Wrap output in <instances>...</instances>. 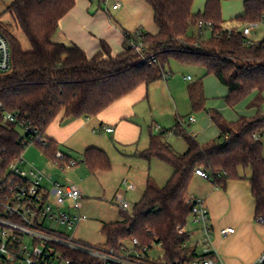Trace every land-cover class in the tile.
<instances>
[{
	"label": "trees",
	"instance_id": "trees-1",
	"mask_svg": "<svg viewBox=\"0 0 264 264\" xmlns=\"http://www.w3.org/2000/svg\"><path fill=\"white\" fill-rule=\"evenodd\" d=\"M76 1L16 0L6 11H0V17L11 14L32 48L25 51L19 39L0 21L12 51L11 70L0 72V170L22 153L31 138L29 134L22 135L19 122H10L7 114L16 115L19 121L26 120L46 136L49 126L59 117L64 120L97 116L141 85L149 86L163 78L166 67L175 60L215 75L228 87L226 101L231 107L256 93L249 107L258 113L231 122L219 111L210 110L212 122L221 133L205 144L181 123L158 134L151 133L149 147L138 152L139 156L147 160L157 158L170 165L173 173L164 186L149 178L132 212L122 210L120 221L102 227L107 245L118 247L136 237L143 244L162 243L170 260L180 257L187 237L179 235L177 227L189 221L192 204L187 194L198 168L221 188L233 179H249L256 217H264V38L248 46L240 30L230 32L222 16L221 0H207L203 12L196 14L192 12L195 0H147L159 29L156 35L144 32L149 41L147 53L154 54L158 61L141 62L140 55L128 46V40L118 54L102 42L101 50L90 57L77 45L53 41L60 20ZM243 2L244 12L236 18L241 26L264 21V0ZM200 19L214 23L209 39H201L200 34L189 35ZM196 39L201 41L194 46ZM188 94L194 111L205 109L202 78L189 85ZM171 131L186 141V152L177 153L165 140ZM46 138L45 151L52 155L56 145ZM83 162L92 172L111 168L107 153L98 147L87 148Z\"/></svg>",
	"mask_w": 264,
	"mask_h": 264
},
{
	"label": "built area",
	"instance_id": "built-area-1",
	"mask_svg": "<svg viewBox=\"0 0 264 264\" xmlns=\"http://www.w3.org/2000/svg\"><path fill=\"white\" fill-rule=\"evenodd\" d=\"M119 7L120 3L114 5L115 9ZM262 22L250 21L242 25L240 31L246 45L252 46L262 40L258 38ZM213 26L212 21L204 19L196 23L199 33ZM127 40L128 46L140 55L141 62L158 61L154 54L147 53L149 41L145 40L142 30L131 33ZM193 45L196 46L197 42ZM11 68L10 43L0 29V72H8ZM6 119L19 122L22 135L29 134L31 138L27 139L22 153L0 170V264H217L210 212L201 197L187 198L192 204L189 221L185 226L177 227L178 234L187 239L182 244L183 254L174 260L166 257L163 244L158 242L143 244L134 237L118 247L91 245L67 234L88 219L83 212V191L77 185L54 181L52 175L47 177L34 166L25 168L23 152L26 146L34 142L45 151L48 139L26 120L19 121L14 114H7ZM189 121L195 122L196 118L191 116ZM102 129L114 131L111 127ZM49 156L64 170L79 164L58 149ZM196 174L209 179L203 169H196ZM46 178L51 186L45 183ZM124 185L129 190L135 189V184L126 180ZM116 202L123 211L131 207L122 193L116 195ZM258 221L264 223V217H258ZM190 222L197 224L198 228L191 229ZM234 232V227L221 230L223 236ZM253 264H264V251Z\"/></svg>",
	"mask_w": 264,
	"mask_h": 264
},
{
	"label": "crops",
	"instance_id": "crops-1",
	"mask_svg": "<svg viewBox=\"0 0 264 264\" xmlns=\"http://www.w3.org/2000/svg\"><path fill=\"white\" fill-rule=\"evenodd\" d=\"M206 2L207 0H205V4ZM116 3H120V7L117 9L114 8ZM199 12L203 11L199 10ZM241 27L236 29L240 30ZM139 29L152 35H156L159 31L154 19V10L147 0H77L76 5L60 20L58 30L53 36V41L57 43H64L68 46L77 45L90 57L94 56L101 50L102 42H106L110 46L112 52L114 54H118L124 50L127 35ZM195 33V29L192 28L189 30V35H193ZM200 38L202 39L201 34ZM172 73L173 71L171 67H169V69L166 68L163 78L166 77L167 80V77H169ZM186 78L187 77L184 76V80L188 81ZM161 79L153 82L149 86L145 84L141 85L134 92L117 100L97 116L88 118H69L64 120L59 117L49 126L46 131V136L53 140L56 145V149L65 152L69 156H73L75 152H78L84 157V153L89 147H98L106 153L107 151L109 152L110 144L108 142V136H111L113 141L121 146L127 147L137 145L143 137L144 130L139 124L140 115L137 113L136 106L145 99L152 102V87L156 84H158L159 87ZM205 82V90L207 96L209 97V87L222 91V93L225 90V87L221 85L222 83L220 81L217 82L213 78L207 76ZM162 91L165 96L168 95L167 97H169V100L171 96H173V98L175 96L173 92L171 93L170 89L169 93L167 92L165 85L162 86ZM228 93L229 89L227 90V93L225 90V98ZM255 95L256 93H253L244 99L245 101L247 100L244 105H239V102L234 107H231L232 110L227 109L228 104L226 103V100L216 101L214 105L217 109H215L231 122L237 121L241 116L253 117L257 114L256 109L254 110L250 108L249 103ZM174 101L177 107V113L175 115V121L169 129L174 127L177 123H181L183 125L187 123L189 126L194 125L192 132H189L193 134L202 144H205L220 135L221 130L212 122L209 113L206 112L203 114L202 123L200 124H197V118L195 122H190L189 119L191 116L187 119L183 118L179 113V106L175 98ZM188 101L189 111L187 113L190 115L191 104L189 96ZM89 123L93 126V132L102 133L104 138L91 135L88 130H85L84 127ZM103 127L114 128V131L106 132L102 129ZM154 127L155 131H158L159 133L161 130H165L159 124H156ZM151 133H153L152 130L149 131V144ZM172 134L180 137L171 131L166 134L165 140L174 148L171 142ZM151 160L154 161L159 159L152 158ZM246 174L247 176H250L249 172ZM125 180L129 182V180ZM124 181L122 185H124ZM124 186L127 188L126 185ZM118 193H122L125 197L123 190L119 189L116 195ZM189 197L203 198L209 209L210 218L212 220L214 219L215 222L220 220V215L225 210H232L237 213L236 224L238 229L235 228L234 233L223 236L221 234V229L219 230L220 235L223 238L222 241L224 242L228 240L235 241L238 239L242 230L241 226H243L245 222L250 224L261 223L264 225V223L259 222L256 217V202L252 194L251 183L247 178L230 180L228 181L226 188H221L216 186L211 180L195 175L191 181L187 194V198ZM254 220H256V222ZM212 227L213 233H215L216 230L213 225ZM227 227L232 226L226 225L224 228ZM263 251L264 241L247 255L242 254L239 248L224 249L222 254L227 259L228 264H253Z\"/></svg>",
	"mask_w": 264,
	"mask_h": 264
},
{
	"label": "rangeland",
	"instance_id": "rangeland-1",
	"mask_svg": "<svg viewBox=\"0 0 264 264\" xmlns=\"http://www.w3.org/2000/svg\"><path fill=\"white\" fill-rule=\"evenodd\" d=\"M16 0H0V11L4 12L8 7ZM205 0H195L193 3V13L196 14L199 10L203 11ZM242 0H222V16L225 21V26L229 29L240 28L241 25L236 18L243 13ZM1 23L11 31L21 42L25 51H31V44L25 35V33L17 26L10 13H5L0 17ZM192 29V28H191ZM196 31L195 37H199V29L196 25L193 27ZM192 32V31H191ZM259 39L264 37V21L262 22L260 29ZM202 39H209L212 36V29L206 28L201 33ZM200 42V39H196L195 42ZM180 64V65H179ZM171 67L173 73L167 77L161 79V83L152 87V102L148 99L141 101L137 106V113L140 115L139 124L143 127V137L137 145L121 146L113 141L111 136H108V142L110 144L109 152L107 155L111 161L110 170L102 171L97 170L93 173L83 162V155L75 152L72 158L79 162L78 166L74 168L62 169L60 166L53 163L50 156L39 146L37 143H30L26 146L23 152V158L26 164L25 168L34 166L38 170L42 171L47 177L53 176V180L62 184H74L77 185L84 192V206L83 212L88 215V219L76 225L73 229L67 231L70 236L75 237L78 240L84 241L91 245H106L107 236L102 232V227L105 224L115 223L122 219L120 212L122 211L116 202L117 191L123 190L126 200L130 203L131 207L128 212H132L135 204L141 199L142 193L145 189L148 179H152L159 186H164L172 174V167L161 160L148 161L145 158L139 156L138 152L142 151L149 145V131L152 130L154 134H158L155 131V125L159 124L164 129H169L174 121L177 113V107L174 98L177 100L179 106V113L185 119L189 116L197 118V124L202 123V117L204 113H209L210 110H214L216 101H224L225 90L227 93L228 88L225 87L224 92L210 88L209 96H207L205 90V79L208 77L219 81L213 74H207L206 70L202 67L184 65L178 61L172 60L166 67ZM184 76L191 77L190 80L185 81ZM203 79L204 92L206 96L205 109L200 111H194L191 106V113H187L188 110V87L191 83ZM168 82V83H167ZM166 87L167 92L169 89L171 93L175 95L167 97L162 91V86ZM167 94V93H166ZM170 95V94H169ZM243 101V102H242ZM239 105H244L247 101L242 100ZM227 103V101H226ZM191 104V103H190ZM228 104V103H227ZM229 110L231 106L227 105ZM217 109V108H216ZM215 109V110H216ZM254 109V108H252ZM255 110V109H254ZM264 113V105L261 109ZM256 113L258 110L256 109ZM188 131L192 132L194 125L184 124ZM91 135L104 138L102 133H94L91 123L84 127ZM22 132V131H21ZM264 144V133H263ZM171 142L177 152L184 153L187 150V143L182 137H177L174 134L171 135ZM138 151V152H137ZM264 155V146H263ZM246 172L251 173L249 169ZM127 179L129 182L136 185L135 189H127L122 185L123 181ZM45 183L51 186V182L46 178ZM196 188V187H193ZM127 189V190H126ZM219 221L210 220L211 225L214 226L216 232L213 233L212 241L217 248L218 256L215 258L217 264H228L227 259L223 256L222 251L224 249L239 248L242 254L247 255L252 250L257 248L264 241V225L261 223L250 224L244 223L241 226V234L235 241H222L219 230L223 229L226 225L238 229L236 224L237 213L231 211H223L221 213ZM256 222V220H254ZM189 227L191 229H197L198 225L190 222Z\"/></svg>",
	"mask_w": 264,
	"mask_h": 264
}]
</instances>
